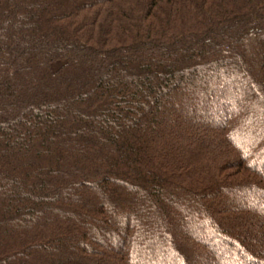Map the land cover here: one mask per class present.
I'll return each instance as SVG.
<instances>
[{
    "label": "trees",
    "instance_id": "obj_1",
    "mask_svg": "<svg viewBox=\"0 0 264 264\" xmlns=\"http://www.w3.org/2000/svg\"><path fill=\"white\" fill-rule=\"evenodd\" d=\"M0 264H264V0H0Z\"/></svg>",
    "mask_w": 264,
    "mask_h": 264
},
{
    "label": "rangeland",
    "instance_id": "obj_2",
    "mask_svg": "<svg viewBox=\"0 0 264 264\" xmlns=\"http://www.w3.org/2000/svg\"><path fill=\"white\" fill-rule=\"evenodd\" d=\"M53 67L56 69L57 67H59V64H56V65H54Z\"/></svg>",
    "mask_w": 264,
    "mask_h": 264
}]
</instances>
